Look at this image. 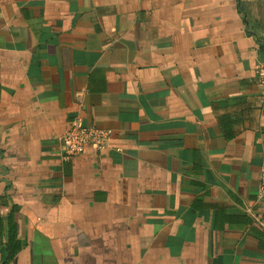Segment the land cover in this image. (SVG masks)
Masks as SVG:
<instances>
[{
	"label": "crops",
	"instance_id": "obj_1",
	"mask_svg": "<svg viewBox=\"0 0 264 264\" xmlns=\"http://www.w3.org/2000/svg\"><path fill=\"white\" fill-rule=\"evenodd\" d=\"M262 69L264 0H0V264H264Z\"/></svg>",
	"mask_w": 264,
	"mask_h": 264
},
{
	"label": "built area",
	"instance_id": "obj_2",
	"mask_svg": "<svg viewBox=\"0 0 264 264\" xmlns=\"http://www.w3.org/2000/svg\"><path fill=\"white\" fill-rule=\"evenodd\" d=\"M259 77L260 83L264 86V69L259 71ZM110 135V130L85 125L79 117H75L71 121L69 129L59 138L62 158L76 156L86 147L103 151L109 147ZM256 197L264 199V156L260 164L259 185Z\"/></svg>",
	"mask_w": 264,
	"mask_h": 264
},
{
	"label": "trees",
	"instance_id": "obj_3",
	"mask_svg": "<svg viewBox=\"0 0 264 264\" xmlns=\"http://www.w3.org/2000/svg\"><path fill=\"white\" fill-rule=\"evenodd\" d=\"M2 264V263H1Z\"/></svg>",
	"mask_w": 264,
	"mask_h": 264
}]
</instances>
